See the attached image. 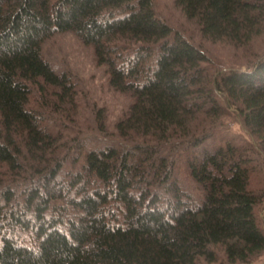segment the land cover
I'll use <instances>...</instances> for the list:
<instances>
[{"label": "trees", "instance_id": "obj_1", "mask_svg": "<svg viewBox=\"0 0 264 264\" xmlns=\"http://www.w3.org/2000/svg\"><path fill=\"white\" fill-rule=\"evenodd\" d=\"M173 2L198 40L154 0H0V264L264 254V0ZM66 36L119 113L51 55Z\"/></svg>", "mask_w": 264, "mask_h": 264}, {"label": "rangeland", "instance_id": "obj_2", "mask_svg": "<svg viewBox=\"0 0 264 264\" xmlns=\"http://www.w3.org/2000/svg\"><path fill=\"white\" fill-rule=\"evenodd\" d=\"M158 13L168 21L174 28L181 29L185 34L192 36L195 40L199 39L197 29L187 22L182 16L180 10L176 7L173 0H154ZM56 54L51 53L53 57H59V61L65 66L74 71L77 76L81 87L85 88V91L96 99L107 101L109 106L114 110V113L124 107L126 100L121 97H116L111 91H108L105 87L106 77L102 69H99L94 65L90 50H86L80 46L73 37L66 36L58 39L55 43L54 50ZM217 53L227 57L231 54V51L227 52L222 49H216ZM215 51V52H216ZM88 100H92L88 98ZM110 108V109H111ZM253 264H264V254Z\"/></svg>", "mask_w": 264, "mask_h": 264}]
</instances>
